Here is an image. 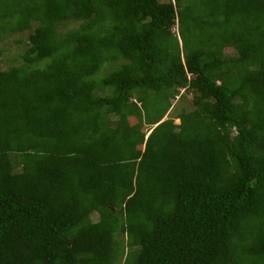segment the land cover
Wrapping results in <instances>:
<instances>
[{
  "label": "trees",
  "instance_id": "16d2710c",
  "mask_svg": "<svg viewBox=\"0 0 264 264\" xmlns=\"http://www.w3.org/2000/svg\"><path fill=\"white\" fill-rule=\"evenodd\" d=\"M7 32L0 264H264V0H0Z\"/></svg>",
  "mask_w": 264,
  "mask_h": 264
},
{
  "label": "rangeland",
  "instance_id": "374dc122",
  "mask_svg": "<svg viewBox=\"0 0 264 264\" xmlns=\"http://www.w3.org/2000/svg\"><path fill=\"white\" fill-rule=\"evenodd\" d=\"M62 25V24H61ZM77 25V22L68 21L64 23L62 26L64 28L72 27ZM26 39L25 33L22 32H7L5 36H0V69H6L11 65L18 64L20 60V55L23 51L24 45L23 41ZM227 51V49H225ZM228 52V51H227ZM183 101V107L185 110H189L191 108V96L190 94H186L185 97L181 98ZM181 101V100H178ZM171 105H173L170 109V112H176V104L174 100H171ZM171 116V115H170ZM90 219L95 220L94 214L89 215Z\"/></svg>",
  "mask_w": 264,
  "mask_h": 264
}]
</instances>
